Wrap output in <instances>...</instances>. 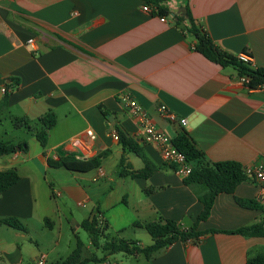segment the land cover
I'll use <instances>...</instances> for the list:
<instances>
[{
  "label": "crops",
  "instance_id": "1",
  "mask_svg": "<svg viewBox=\"0 0 264 264\" xmlns=\"http://www.w3.org/2000/svg\"><path fill=\"white\" fill-rule=\"evenodd\" d=\"M144 3H0V115L5 113L10 120L23 116L33 125L40 115L51 112L55 120L44 146L35 130L28 140L19 128L9 141L24 142L26 150L0 156V171L15 168L19 175L0 193V219L15 217L25 227L19 230L0 222V264H36L41 255L45 264L51 250L43 252L37 234L46 239L56 235L57 245L64 220L75 230L92 214L119 237L134 227L133 241L139 246H144L143 227L134 225L136 221L163 217L185 229L192 226L201 202L183 183V176L163 160L157 146L145 141L128 99L170 138L185 130L204 163L231 160L242 167L264 166V92L235 85L237 71L195 51L193 36L176 26L172 17L187 4L215 45L232 55L249 53L253 68L264 70V0H171V14L164 19L142 10ZM162 104L178 119L185 118V124L163 118ZM120 134L134 141L157 167L148 177L131 174L142 169L144 161L122 144ZM59 151L84 159L103 155L96 168L79 172L48 164L47 159H57ZM98 169L102 175L92 180ZM56 190L60 194L53 196ZM235 197L256 204L242 206ZM71 204L82 208L75 213ZM257 222L264 226V179L250 177L232 193L217 194L209 216L197 222L196 229L233 230ZM4 235L11 236L8 242ZM26 240L35 247L24 246ZM148 241L147 246L152 243L150 235ZM87 249L90 241L83 244L82 258L93 252ZM263 252L264 236L216 232L200 236L198 242L176 241L147 260L150 264H246L248 257Z\"/></svg>",
  "mask_w": 264,
  "mask_h": 264
},
{
  "label": "trees",
  "instance_id": "2",
  "mask_svg": "<svg viewBox=\"0 0 264 264\" xmlns=\"http://www.w3.org/2000/svg\"><path fill=\"white\" fill-rule=\"evenodd\" d=\"M144 1L151 6V13L154 15L168 16L171 14V10L168 7V2L171 0ZM172 17L176 26L189 32L193 36V48L195 51L222 67L232 66L239 75L244 74L249 76L252 80L251 84L264 82L263 69L252 68L244 64L237 59L236 55L227 53L214 44L207 33L194 21L187 4L183 6V9L179 13H174ZM2 108L3 105L2 102H0V113ZM11 122L15 128L25 127L28 128V130H32L30 120L26 117H12ZM54 122V116L51 112H46L36 119L39 128L34 131V134L42 146L45 145L48 130L52 127ZM119 137L123 145L141 156L144 161L143 168L135 170L131 174L148 177L152 170L157 167L145 157L141 150L135 145L134 141L123 134H120ZM172 144L191 165L189 173L183 176V183L198 197L202 204V208L196 216V220L192 226L185 229L177 221L163 217L157 221L145 223L136 221L134 225L142 226L152 238V243L150 245L139 246L133 240H126L119 237L118 233H116L117 235L109 234L106 231V223L103 221L99 222L95 214H92L90 218L81 221L80 226L87 232L91 246L95 249L101 248L104 252V256L98 257L93 251L88 257L82 258L83 244L77 239L70 253L65 258L54 261L52 264H87L88 262H100L106 255L115 252H122L126 255L141 254L145 259H150L161 249L170 246L176 241L198 242L200 236L207 233L223 232L249 236H264V226L262 222L241 226L233 230H197V222L205 220L209 216L215 196L219 193H232L238 183L250 177L244 174L243 167L236 161L225 160L204 163L201 151L197 149L185 130L172 138ZM17 150L25 151L26 144L24 142L15 144L11 141L0 139V156L14 153ZM102 155L103 153H99L93 157L84 159L74 153L59 151L57 159L48 158L47 162L51 166H63L70 171L86 172L99 165ZM171 168L176 170L177 165L172 164ZM18 179L19 175L15 168L1 170L0 193L15 184ZM235 201L242 206L251 207L256 204L251 199H241L238 197H235ZM0 222L19 230L25 229L24 225L15 217H4L0 219ZM246 264H264V252L248 257Z\"/></svg>",
  "mask_w": 264,
  "mask_h": 264
},
{
  "label": "built area",
  "instance_id": "3",
  "mask_svg": "<svg viewBox=\"0 0 264 264\" xmlns=\"http://www.w3.org/2000/svg\"><path fill=\"white\" fill-rule=\"evenodd\" d=\"M4 0H0V3ZM142 10L151 12L152 8L150 5L144 3L142 5ZM161 19H164V16H159ZM32 42V38L28 40ZM237 59L247 64L248 66L253 68V59L252 56L247 52H240L236 55ZM251 78L247 75L241 74L237 76L235 81V85L245 87L248 91H262L264 92V82L251 84ZM5 91L3 87L1 89ZM126 104L131 108V113L136 118L138 125L143 134V138L145 141L153 143L157 146L163 160L168 164H176V171L185 176L189 173L191 169V165L186 161L184 156L174 147L172 144V138L167 136L163 131L156 127L152 119L149 115L144 111L134 100L128 99ZM159 112L163 118L170 122H178L180 124H185V118H177L176 114L170 111L165 105L159 106ZM89 138H94V135L91 130L86 131ZM113 138L117 139L118 136L113 134ZM244 174L248 177H252L257 181H261L264 179V166L260 164L255 165H247L243 166ZM102 175V170L98 169V173L92 178V180H96L98 176ZM60 194L59 190L54 191L53 196H58ZM79 205H83V202H77ZM44 255H41L37 260L36 264H43Z\"/></svg>",
  "mask_w": 264,
  "mask_h": 264
},
{
  "label": "rangeland",
  "instance_id": "4",
  "mask_svg": "<svg viewBox=\"0 0 264 264\" xmlns=\"http://www.w3.org/2000/svg\"><path fill=\"white\" fill-rule=\"evenodd\" d=\"M7 114L2 113V115H0L1 117V121H0V139L1 140H7L9 141V135L12 132H18L16 131L17 129H21V131H25V137L29 140V137L31 136L30 131L28 130V128H16L12 125L11 120L9 119ZM32 131L36 130L37 127L39 128V124H33L32 125ZM14 129V130H13ZM19 131V132H21ZM71 209L73 210V212L78 213L77 212V208L79 207L80 209L82 208V206H76V205H70ZM123 208V206H121ZM134 213V211H132ZM128 216V215H126ZM136 216V215H134ZM134 218H140V217H134ZM63 229L61 230V235L59 236L58 239V244L54 245V241L57 240V236L56 235H49V237L46 239L45 237H42V235L37 234L39 231L35 232V234L39 235V247L42 248L43 252H47L50 251V256L47 260V262L45 264H51L52 263V259H57L59 257H64L66 256L70 250L73 248L75 241L77 239H79L85 246L88 245L89 243V238H88V234L87 232L82 229L81 227H77L75 230L72 229V225L67 223L64 220L63 223ZM132 229H135L134 227H128L125 229V231L119 235L122 236V238L126 239V240H135L136 237H133L134 235L132 234ZM141 233H143L140 238L141 240H143V244L144 246H147V244H149L150 241H148V237L149 234H147V232L141 228ZM46 231V230H45ZM107 232L111 235H117L116 232L112 229H107ZM11 238V236H5L4 235V239L6 240L5 242H8L9 239ZM52 237V239L50 238ZM2 240V237H1ZM102 241V240H101ZM23 245L29 248L35 247V243L33 241H23ZM90 251H94L96 253V255L98 257H103L104 256V252L101 250V248H93L91 246V249H87V252ZM87 264H150V262L144 258L143 255L141 254H137V255H126L122 252H115L112 255H106L102 261L100 262H88Z\"/></svg>",
  "mask_w": 264,
  "mask_h": 264
}]
</instances>
